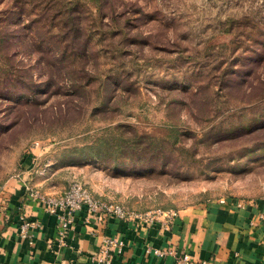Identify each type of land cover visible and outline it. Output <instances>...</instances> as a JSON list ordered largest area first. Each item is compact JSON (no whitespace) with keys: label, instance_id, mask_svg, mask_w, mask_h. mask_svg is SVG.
Instances as JSON below:
<instances>
[{"label":"rangeland","instance_id":"rangeland-1","mask_svg":"<svg viewBox=\"0 0 264 264\" xmlns=\"http://www.w3.org/2000/svg\"><path fill=\"white\" fill-rule=\"evenodd\" d=\"M135 212L264 199V0H0V186Z\"/></svg>","mask_w":264,"mask_h":264},{"label":"crops","instance_id":"crops-1","mask_svg":"<svg viewBox=\"0 0 264 264\" xmlns=\"http://www.w3.org/2000/svg\"><path fill=\"white\" fill-rule=\"evenodd\" d=\"M29 173L16 176L4 185L6 200L0 215V264H93L106 235H118L125 242L123 254L113 264H176L172 257L148 254V248L174 247L208 264H264V213L262 204L247 203L243 208L218 201L189 206L171 228L160 224L137 226L111 220L92 234L83 221L64 242L57 232L56 218L26 198L25 185L32 184ZM33 186V185H32ZM40 190L44 191L40 188ZM99 198V197H98ZM37 224L21 233V216Z\"/></svg>","mask_w":264,"mask_h":264},{"label":"built area","instance_id":"built-area-1","mask_svg":"<svg viewBox=\"0 0 264 264\" xmlns=\"http://www.w3.org/2000/svg\"><path fill=\"white\" fill-rule=\"evenodd\" d=\"M20 176V175H18ZM28 201L37 203L48 214L54 216L57 221V232L61 242L74 231L77 221L81 219L86 227L93 228L92 234L99 235L100 227H106L111 221L124 222L137 226H152L160 224L164 228H171L180 216L179 210H156L150 212H135L116 202H109L95 196L82 182L75 181L61 195H48L36 189L32 184L25 185ZM6 193L4 186H0V215L5 210ZM221 204L232 203L243 208L247 203L262 204L261 201H236L220 199ZM264 221V213L259 216ZM21 233L28 236V230L37 223L28 220L27 216L20 217ZM103 241L99 251L91 257L93 264H113L116 255L121 256L125 247L124 240L118 235H106L102 232ZM148 254H154L160 258L172 257L176 264H208L206 261H198L187 253H179L173 246L166 249L148 248Z\"/></svg>","mask_w":264,"mask_h":264}]
</instances>
